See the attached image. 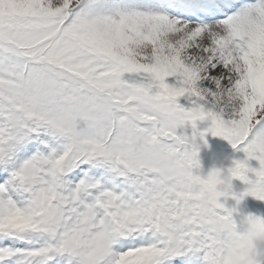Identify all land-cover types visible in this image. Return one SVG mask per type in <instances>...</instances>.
<instances>
[{
    "label": "snow or ice",
    "instance_id": "1",
    "mask_svg": "<svg viewBox=\"0 0 264 264\" xmlns=\"http://www.w3.org/2000/svg\"><path fill=\"white\" fill-rule=\"evenodd\" d=\"M208 135L245 159L203 176ZM247 196L264 0H0V264H246Z\"/></svg>",
    "mask_w": 264,
    "mask_h": 264
},
{
    "label": "rangeland",
    "instance_id": "2",
    "mask_svg": "<svg viewBox=\"0 0 264 264\" xmlns=\"http://www.w3.org/2000/svg\"><path fill=\"white\" fill-rule=\"evenodd\" d=\"M181 103L183 104L184 102L181 101ZM205 140L207 144L206 146L201 145L198 157L201 165V174L203 176H207L213 169L226 170L233 167L234 160L245 159L242 152L234 151L232 145L224 139L214 138L208 135L205 137ZM248 163L250 168L259 170L260 165L257 160H250ZM225 174L227 173L225 172ZM248 178L255 180L252 173H249ZM248 187V185L239 180L232 181V191L237 196L247 190ZM225 207L228 209L235 207L241 216L251 215L264 219V202L258 201L251 196L244 197L239 205L234 200H228Z\"/></svg>",
    "mask_w": 264,
    "mask_h": 264
},
{
    "label": "clouds",
    "instance_id": "3",
    "mask_svg": "<svg viewBox=\"0 0 264 264\" xmlns=\"http://www.w3.org/2000/svg\"><path fill=\"white\" fill-rule=\"evenodd\" d=\"M241 163L245 167L249 166L246 160ZM239 242L246 264H262V260H264V229L250 225L247 233L240 237Z\"/></svg>",
    "mask_w": 264,
    "mask_h": 264
}]
</instances>
